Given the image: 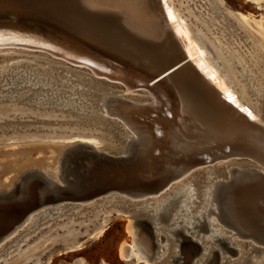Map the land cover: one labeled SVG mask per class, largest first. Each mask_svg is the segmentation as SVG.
<instances>
[{"label":"bare ground","instance_id":"obj_1","mask_svg":"<svg viewBox=\"0 0 264 264\" xmlns=\"http://www.w3.org/2000/svg\"><path fill=\"white\" fill-rule=\"evenodd\" d=\"M60 6L58 14L54 18L47 19L48 22L57 25L58 30H66L72 39L79 42V45L110 54L129 65L140 68L144 73L156 75L158 78L168 75L162 80L169 92L174 95V109L171 110L170 100L166 101V104L159 101L158 95L163 96L160 90L154 88L158 92L154 94V90L149 91L145 86L135 87L132 84L121 82L118 69L84 65L81 63L84 59L77 58L67 50H65L67 52L61 51L59 47L53 46L48 40L37 37L36 34L19 33L15 30L0 28V53H5L4 57L10 54L16 55V53L36 52L73 68L86 69L91 76L106 79L103 81L91 77L94 80L109 85V82L121 83L125 92L143 88V94L150 96L143 103H130L126 99H121L122 97L107 94L102 96L98 102L103 115L114 117L121 122L122 135L125 138L122 145L110 147L106 153L101 151L98 153L110 162H119L126 173L134 174L143 182V184L140 183L142 190L129 189L127 191L130 192H121L118 195L125 196L127 201L153 197L148 201L136 203L133 208L140 209L151 216L149 217L151 219L150 228L154 233V238L152 239L148 233L141 231L139 223L133 217L127 216L125 231L132 241L120 244L119 258L125 261L133 260L136 264H158L157 262L172 254L171 260L166 264H181V257L178 253L179 240L172 235V231L181 228L202 245V253L197 255L191 264H207L209 261L220 264H264V249L254 250L255 244L258 245V243L252 239V230L231 214V210L236 207H256L257 205L264 207V173L260 172V168L264 169V93L257 91L258 87L251 89L248 84H242L246 80L243 74L241 78L244 77V79H241L243 82L240 80L242 83L239 86L243 85L241 87L244 88L235 84L236 80L228 73L229 69L225 67L223 60L229 61L235 72H241L243 65L242 63L236 64L237 55L225 54L222 46L220 47L217 42H214V46L210 44L209 39L200 31L194 30L191 25H188L189 33L185 25L192 20V17L197 16L189 13L190 11L184 6V0H62ZM192 13L197 14L196 11ZM198 19L203 20L205 26L209 27V21L201 14L198 15ZM195 21L197 22V18L194 23ZM18 28L31 29L30 27ZM44 33L54 35L48 31ZM55 37L69 42V39H61L57 35ZM181 38L184 39V43ZM62 48L65 49L64 46ZM257 49L264 59V46L259 45ZM169 52H171L172 59H175L176 55L179 56L177 62L170 63L172 61H169L168 57L165 60H159L162 54ZM71 59L74 61H70ZM79 60L80 62H76ZM39 61L45 66H52L49 61L42 59ZM13 63L15 65V62ZM101 66L105 65L101 64ZM19 67L21 69L17 71ZM177 67L179 69L174 71ZM9 70L11 71L10 80L14 84L20 82L31 83L30 85L43 84L44 75L39 71L35 73L27 64L17 63V66ZM64 77L60 76V79ZM33 80L36 82H32ZM69 87L68 89L71 90L72 87ZM196 89L205 94L209 100H213L216 108L210 107L202 96L197 95L200 93L195 91ZM225 98H228L245 114L239 113L237 109L226 103ZM248 102L252 103L253 108L248 105ZM81 105L83 104L77 106L81 107ZM245 108L247 111H244ZM164 111L169 116L173 115L172 119L154 118L150 119L151 125H147L141 118L146 114ZM83 137L76 136L75 138L82 139L79 142L83 143L85 142ZM94 143L90 144L94 146ZM229 154L251 158L257 164L255 166L260 167V171L257 167V169L255 167L244 168L239 165L228 168L223 178L218 177L216 173L212 176L210 171H207L205 183L200 189L190 182H181L191 168L206 162L204 160L207 157L223 159L222 156ZM58 155L61 156L58 153L56 157ZM43 161L41 160V164ZM50 161L47 164H50ZM88 164L93 165L92 162ZM52 168L53 170H49L52 171L51 176L44 172L38 174L42 182L38 192L40 195L51 193L54 200L41 203L30 210L20 224L0 239V249L23 232L31 229L42 218L59 217L66 211L67 203L75 202L73 194L83 193L103 181V175L100 172L96 174L88 172L83 177L84 185L81 184L79 191L76 189L77 186H73L75 180L71 182L70 176L62 174L59 157L55 159ZM22 170H26V167ZM20 177L21 175L17 173L14 178L18 180ZM155 178L157 180L154 182L150 181ZM171 181L179 183H175L174 188L166 194L165 190ZM28 191L29 187L26 184L20 195L27 194ZM64 192L68 193L69 198L64 199L62 195ZM90 197L80 203L93 202L96 198ZM160 219L166 222L162 223ZM107 221L105 219L103 223ZM102 228L103 226H100L94 233L97 235ZM15 233L12 239L6 241ZM168 237L173 244L170 243ZM242 240H250L252 245H247L248 249L241 254ZM153 243L157 249L153 247ZM225 244H228L227 247ZM260 245L264 248L263 243ZM74 247L71 246L69 249H74ZM236 250L238 254L234 255ZM212 255L214 257L211 258ZM235 256L238 257L235 258Z\"/></svg>","mask_w":264,"mask_h":264},{"label":"rangeland","instance_id":"obj_2","mask_svg":"<svg viewBox=\"0 0 264 264\" xmlns=\"http://www.w3.org/2000/svg\"><path fill=\"white\" fill-rule=\"evenodd\" d=\"M184 6L190 11V14L197 16L187 22L188 24L185 25L187 30L188 25H191L194 30L200 31L206 36L210 44L214 46V42H217L220 47L222 46L225 54L237 55L236 64L242 63L243 65L241 72H238L239 75L231 68L229 61L223 60L225 67L229 69L230 76L236 81L239 79V81H235V84L244 88L239 84L245 77L246 80L242 84H248L251 89L258 87L257 91L264 93V59L257 49L259 45L264 46V0H184ZM192 11H196L197 14L194 15ZM199 14L209 21V27L205 26L203 20L198 19ZM195 18L198 22L195 21L196 24L194 23ZM188 31L190 33V30ZM49 33L53 32L49 31ZM181 40L183 43L185 42L184 39L181 38ZM84 48L91 49L88 46H84ZM99 52L105 58L126 67L132 76L141 78L147 74L110 54ZM18 54L4 57L6 54L0 53V192L7 193H15L19 179L32 174L33 171H40L42 168L40 172L51 176L52 171L49 170H53V163L57 157H59V165L63 169L64 166H68L71 160L82 159L85 155H95V150H90V146L86 144L92 145L90 143L95 142L93 147L97 151L103 152H107L110 147L122 145L125 139L122 135V124L118 119L105 116L100 111L102 108L98 102L102 96L113 94L111 96L122 97L121 99H126L130 103H143L150 98L149 95L143 94V88L125 92L124 86L118 82L108 81L110 86L95 83L94 79L103 81L106 79L91 76V73L86 69L73 68L59 63L47 55H39L36 52ZM221 58L223 59V57ZM40 59L49 61L52 66L46 65V68L45 65L40 64ZM34 60H36L35 63H33ZM17 63L27 64L31 70L35 73L39 71L47 79L42 78L43 84L12 83L10 80L11 71L8 69L14 68ZM116 63L115 65H117ZM19 69L21 67L17 71ZM242 74L244 77L241 78ZM60 76L65 77L60 79ZM48 78L50 79L48 80ZM218 78L225 83L220 76ZM68 87H72L71 90ZM55 95L60 99H56ZM61 100L65 103L63 104ZM72 101H75L76 105ZM77 103L83 105L80 107L77 106ZM248 105L253 106L251 102H248ZM162 117H164L163 112H156L146 114L142 118L144 123L149 125L152 123V119H161ZM76 136H84L85 142L90 143H81L79 141L82 139H76ZM71 139L74 140L71 141ZM67 145L68 147H66ZM56 150L61 156L56 157L58 154L55 152ZM48 156H52L49 157L51 161ZM49 161L50 164H47ZM239 165L244 168L257 167L258 170L260 168L242 157L231 156L223 159L211 157L206 162L191 168L181 179V182H190L200 189L205 183L207 171H210L212 176L217 174L218 177L223 178L226 175L224 172L226 173L228 168ZM25 167L26 170H22ZM46 168L47 170H45ZM260 170L264 173V169L260 168ZM17 173L21 177L15 180L14 177ZM175 183L179 182L171 181L168 185L169 188L167 187L165 190L166 194L174 188ZM116 193L111 190L97 196L93 202L67 205L66 211L59 217L42 218L34 225L37 226L36 228L32 226V230L23 232L13 239L12 243L5 245V249H0V264H136L133 260H121L118 255L120 244L132 241L125 231V224L127 216H130L133 205L136 203L126 204ZM110 195L111 197H108ZM152 198L150 196L136 202L141 203ZM105 219L108 221L103 223ZM100 226L103 228L96 235L94 232ZM16 233L6 241L12 239ZM169 241L171 243L170 238ZM181 241L182 249H188L189 241L185 238H181ZM71 246L74 249H69ZM246 249L248 246L241 252H245ZM171 256L172 254L161 263L169 262Z\"/></svg>","mask_w":264,"mask_h":264},{"label":"water","instance_id":"obj_3","mask_svg":"<svg viewBox=\"0 0 264 264\" xmlns=\"http://www.w3.org/2000/svg\"><path fill=\"white\" fill-rule=\"evenodd\" d=\"M61 2L62 0H0V28L15 30L19 33L36 34L37 37L44 40H48V42L50 41V43H52L53 46L55 45L56 47H59L61 51L63 52L69 51L72 55L76 56L77 58L84 59V62H81L84 65L93 66V67L97 65L100 68L107 69L111 67L118 69V71L120 72L118 77L121 82L132 84L135 87L145 86L149 91L154 90V92L152 91L154 94L155 93L158 94V92L155 91L156 89H154L157 88V90H160V93L163 94L162 97L158 95L159 101L164 104L166 101L170 100L169 101L170 106L169 104H167V106H169L171 110L172 108L174 109V101H175L174 95L169 92V89H167L165 82L162 80L168 75H165L162 78H158V76L152 74H146L141 78L132 76V74L128 72L126 67L122 65L120 66L116 62L115 63L117 65H115L114 61L105 58L102 54H100L99 50L84 48L85 45H79V42H76L74 39H72L70 34H68L66 30L64 29L58 30L59 28L57 29L56 27L57 25L48 22L47 19L54 18L55 15H57L58 12L60 11ZM18 27H22V28L30 27L31 29H20ZM35 27L41 29H37ZM42 31L44 32L51 31L53 33L50 34H54V35H48ZM55 35L61 37V39L62 38L69 39L68 40L69 42H66L63 39L62 41L60 40V38L56 39ZM76 43L78 44L76 45ZM62 46H64L65 49H63ZM94 51H98L99 54L98 52L96 53ZM167 57L169 61H172L170 63H175L179 59L178 55H176L175 59H172L171 52H169L168 54L166 53L162 54L159 60L160 61L165 60ZM70 61H74V59H71ZM76 62H80V60ZM101 64H104L105 66L102 67ZM133 67L140 70V68L136 66ZM178 69L179 68L177 67L174 71ZM94 82L105 84L97 80H94ZM195 91H198V93H200L197 95L202 96L210 107L216 108V103H214L213 100L212 101L209 100V98L205 97L206 95L199 92L198 89H196ZM225 102L230 104L235 109H237L239 113L245 114L239 108L234 106L232 102L228 100V98H225ZM244 111H247V109L245 108ZM163 114L164 117L162 118L164 119L165 118L172 119L173 117V115L169 116L165 111L163 112ZM86 145L90 146V150L92 149L95 150V155H85V157H83L82 159L71 160L68 163V166H64L63 169H61L62 174L65 176H70L71 179L69 180L71 182L75 180V184L73 186H77L76 189H78L79 191L81 184L84 185L83 177L88 172H93L95 174L100 172V174L103 175V181L98 182V184H95L91 189L86 190L83 193L78 192L80 194L78 193L73 194L75 202L69 203L67 205H72V204L75 205V203H80V201H85L91 198L90 196L97 197L111 190L116 191L117 196L120 197L122 200H124L126 204L133 205L137 203L136 201L140 199L127 201V198L125 196L123 195L120 196L118 195V193L130 192L127 191L129 189L142 190L140 183L143 184V182L139 178H137L134 174L126 173L123 169L122 164H120L119 162L117 163L110 162L109 160H107V158L100 155L92 145H88V144ZM222 157L227 158V157H231V155L230 154L224 155ZM232 157L246 158L250 160L251 163L252 162L255 163L251 158L244 155H235V156L232 155ZM209 158L211 157H207L204 161H207ZM88 162H92L93 165L90 166ZM38 174H41V172L33 171L32 174L21 177L18 181L17 191L15 193L0 192V239L8 235L18 224H20L30 210H33L41 203H49L50 201L54 200V197L51 193H46L43 195L39 194L38 190L42 186V182L40 181ZM155 180L157 179L155 178L150 181L154 182ZM26 184H28L29 191L27 192V194L20 195V192L22 193L23 187ZM128 186H132V187H128ZM67 187H69V185ZM62 195L64 199L69 198L67 192H64ZM108 197H111V195ZM231 214L232 217L234 215L235 217H237L239 221L245 223L248 227H250L253 233L252 239L258 243V245L255 244L254 250L262 251L264 248L260 244L262 243L264 244V215H263L264 207L260 205H257L256 207H246V206L236 207L231 210ZM130 216L133 217L137 223H139V227L141 231L148 233L152 239L154 238V233L150 228L151 219L149 217L151 216L148 213H145L140 209L132 208V213L130 214ZM160 222L164 223L166 222V220L160 219ZM172 235L174 236V238L179 240L178 253L179 256L181 257V261H182L181 264L193 263V259H195L197 255L202 253V245L194 237H191V235L185 233V231L181 228L172 231ZM179 237L185 238L189 241L190 246L188 249H182V244H181L182 241L181 238L179 239ZM241 242H242L241 246L243 248H246L247 245H252L251 244L252 242L250 240H242ZM171 243L173 244V242ZM227 245L225 244L226 247ZM153 247L157 249L155 243H153ZM222 248H224V246H222ZM229 248L232 249L231 247ZM237 254L238 253L236 250V252H234V255ZM240 256L241 255H239V257ZM212 257L214 256L212 255L211 258ZM237 257L235 256V258ZM162 261L163 260H160L157 263L162 264L161 263ZM207 264H220V263L209 261ZM222 264H226V263H222Z\"/></svg>","mask_w":264,"mask_h":264}]
</instances>
